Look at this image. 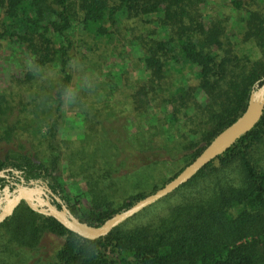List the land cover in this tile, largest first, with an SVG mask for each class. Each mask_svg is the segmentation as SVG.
<instances>
[{
    "label": "trees",
    "instance_id": "obj_1",
    "mask_svg": "<svg viewBox=\"0 0 264 264\" xmlns=\"http://www.w3.org/2000/svg\"><path fill=\"white\" fill-rule=\"evenodd\" d=\"M207 3L0 0V49L5 43L16 44L35 66V70L25 67L23 78L12 75L20 85H27L31 102L21 106L48 111L50 118L55 111L57 116L36 122L37 135L50 140L53 156L42 159L37 149L34 155L24 151L7 166L21 170L27 182L63 177L60 152L53 143L78 60L94 56L92 69L99 68L96 61L112 58L109 44L122 45L115 27L121 30L124 24L128 33L121 47L132 46L146 75L128 96L140 123L134 131L129 121L118 123L107 133L99 156L98 150L90 156L83 150L86 155L78 168L86 184L79 191L90 209L75 214L82 222L99 226L155 193L157 189L138 194L112 209L114 201L147 183L158 167L181 163L185 168L192 163L245 112L253 88L264 80V11L248 0H230L226 11L219 12L232 9L238 17L231 21L228 14L205 11ZM229 32L237 33L240 42L232 44ZM242 43L248 48H240ZM50 69L56 78L42 80ZM187 72L194 79H188ZM119 73L116 76L128 87L125 65ZM113 83L105 84L108 102L121 90ZM7 96L0 93V120L12 111ZM48 123V133L43 134ZM18 148L27 149L23 144ZM110 149L114 158L106 156ZM5 167L0 162V171ZM51 188L56 190L54 185ZM184 188L192 190L190 195L169 208L166 216L127 228L133 218L94 241L22 203L0 225V264H264V113L249 133L174 194ZM53 238L59 240L57 247Z\"/></svg>",
    "mask_w": 264,
    "mask_h": 264
},
{
    "label": "rangeland",
    "instance_id": "obj_2",
    "mask_svg": "<svg viewBox=\"0 0 264 264\" xmlns=\"http://www.w3.org/2000/svg\"><path fill=\"white\" fill-rule=\"evenodd\" d=\"M230 0H207V7L205 11L211 14L230 15L231 21H234L238 15L232 12L230 14L221 13L225 10V4ZM253 8L264 11V1L261 0H248ZM128 23V22H127ZM230 24V23H229ZM128 24H124L119 32L118 38L121 40L122 45L126 42ZM229 30H232L233 25H229ZM130 35V34H129ZM129 35L126 37L128 38ZM229 41L233 44L240 42V36L236 33L229 32ZM243 44V43H242ZM121 45V46H122ZM237 45V44H236ZM111 52L114 56L108 60H101L95 62L99 68L90 69L92 63L96 60L94 56L87 59L81 58L78 60V66L75 72V78L66 98L65 105L63 106L62 125L59 129L58 139L53 143L55 148L60 152L61 166L63 177L54 182L47 179H39L35 181L27 182L24 173L21 170L15 169L11 166H7L10 159L14 158L16 153L24 154L25 152H31L33 155L39 150L42 159L49 158L52 154V147H49L50 140L44 138L43 135H37L39 133L38 122L40 119L53 120L57 118L55 111L52 112L51 118L49 112L45 114L34 109V106H27L26 109L21 106L23 102H31L29 98L27 85H20L16 82V79H12V75L15 74L19 78H23L24 68L35 70V66L30 62L23 50L16 44H7L0 49V93L7 94L8 101L10 103L12 111L8 110L7 115L1 117L0 120V162L5 163L6 167L3 170L13 169L21 172L22 178L28 185L32 183L36 187L48 186L49 189L62 200L63 204L76 216L75 213L82 212L84 209L89 210L88 201L82 196L79 190H85L86 180L81 174V169L78 168V163L83 160L86 153L84 149H87L89 155H93L95 150H98L101 154L105 145V139L107 133H111L117 127L118 123L125 124L129 121L133 126L139 125L140 119L134 115L132 111V105L129 104L128 96L130 89L139 85L143 79H145L144 69L138 64V54L133 50L132 46L122 48L118 42L109 44ZM240 48H248L244 44L239 46ZM252 53H256L255 46H249ZM105 52H110L107 48ZM83 52L87 53L86 50ZM125 65L128 73L127 82L128 87L122 85V81L119 79V70ZM53 69L47 70L44 73L42 80L51 81L56 77ZM188 79H194V74L187 72ZM41 79L36 84H39ZM117 84L121 89L120 92L113 94V99L108 102V91L104 89L107 87L105 84ZM109 86V85H108ZM106 95V96H105ZM34 96V95H33ZM107 97V98H106ZM32 99L34 97H31ZM160 115V114H159ZM142 126H145V122L141 121ZM45 124V123H44ZM42 125V124H41ZM48 125H43V134L48 133ZM136 127L132 128L134 131ZM11 142H7L10 141ZM16 144L26 145L25 150H20ZM18 149V150H17ZM56 154V153H55ZM114 151L109 150L106 156L114 158ZM53 156V154H52ZM51 162V159L47 163ZM76 162V164H74ZM184 164L181 163L171 165L164 164L158 167L152 174L147 183L140 184L137 188H134L127 196H123L124 199L114 201V207L117 209L124 202H128L130 198L137 196L138 194H144L155 189L159 190L165 186L178 172L184 168ZM9 179H0V211L4 207L8 199H11L15 195V190L20 186V178L13 174L8 173ZM3 181V182H2ZM51 185L56 187V190L51 188ZM156 190V191H157ZM192 191V190H191ZM190 188H184L166 199L165 201L154 205L148 211L137 216L127 224V228H132L137 225L153 222L160 217L166 216L168 209L184 201L191 193ZM151 195V194H147ZM47 193L45 195H38L37 201L40 203L50 198ZM123 202V203H122ZM41 210H45L43 205H40ZM77 217V216H76ZM78 218V217H77ZM80 219V218H79ZM55 238V237H54ZM52 239L53 246H58L57 239Z\"/></svg>",
    "mask_w": 264,
    "mask_h": 264
},
{
    "label": "water",
    "instance_id": "obj_3",
    "mask_svg": "<svg viewBox=\"0 0 264 264\" xmlns=\"http://www.w3.org/2000/svg\"><path fill=\"white\" fill-rule=\"evenodd\" d=\"M254 87L245 112L231 125L221 131L202 151V153L188 166H186L174 179L155 193L136 202L133 206L118 214L113 215L99 226L82 222L74 216L48 186L36 187L32 183L26 184L21 172L13 169L0 171V179H9L8 173L13 172L20 178L21 185L15 190L13 198L8 199L0 211V225L5 222L14 211L25 203L32 211L41 215L54 218L64 228L87 240H98L108 236L113 230L135 218L144 210L154 206L161 200L174 194L184 184L193 179L210 162L224 154L235 142L249 133L261 120L264 113V80ZM49 194L43 202L37 201L38 195ZM40 205L45 210L40 209Z\"/></svg>",
    "mask_w": 264,
    "mask_h": 264
}]
</instances>
